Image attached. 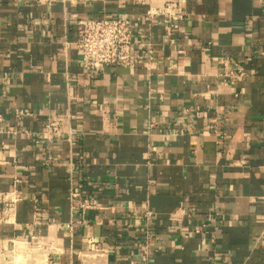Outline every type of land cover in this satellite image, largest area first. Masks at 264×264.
I'll list each match as a JSON object with an SVG mask.
<instances>
[{
  "label": "crops",
  "instance_id": "1",
  "mask_svg": "<svg viewBox=\"0 0 264 264\" xmlns=\"http://www.w3.org/2000/svg\"><path fill=\"white\" fill-rule=\"evenodd\" d=\"M86 16L154 59L86 68ZM0 264H264V0H0Z\"/></svg>",
  "mask_w": 264,
  "mask_h": 264
},
{
  "label": "built area",
  "instance_id": "2",
  "mask_svg": "<svg viewBox=\"0 0 264 264\" xmlns=\"http://www.w3.org/2000/svg\"><path fill=\"white\" fill-rule=\"evenodd\" d=\"M147 18L152 21L155 12L149 10ZM173 19H181V15L173 16ZM144 17L132 18L129 16H106L80 17L76 20L77 38L74 41L79 49L83 65L89 69L117 68L131 66L136 62L143 61L147 56L149 60L154 59V45L150 32H143ZM169 22V19H165ZM178 27L177 23H171ZM173 41L172 37L168 38ZM183 51V50H181ZM237 75V68L228 66V71L222 74L224 80H229ZM62 131V124L55 118H49L46 124V132L50 137L58 136ZM72 197L80 196L78 190L72 189ZM14 197H16L14 195ZM93 199V198H91ZM92 206V202L85 200L82 202V213L86 208ZM150 211L146 212L149 216ZM72 227L73 223H69Z\"/></svg>",
  "mask_w": 264,
  "mask_h": 264
}]
</instances>
